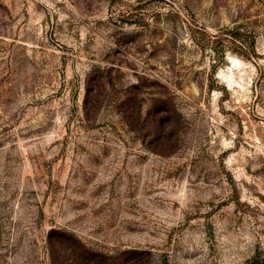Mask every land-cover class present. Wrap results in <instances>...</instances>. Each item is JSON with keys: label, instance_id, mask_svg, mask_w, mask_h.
I'll list each match as a JSON object with an SVG mask.
<instances>
[{"label": "rangeland", "instance_id": "obj_1", "mask_svg": "<svg viewBox=\"0 0 264 264\" xmlns=\"http://www.w3.org/2000/svg\"><path fill=\"white\" fill-rule=\"evenodd\" d=\"M0 264H264V0H0Z\"/></svg>", "mask_w": 264, "mask_h": 264}, {"label": "trees", "instance_id": "obj_2", "mask_svg": "<svg viewBox=\"0 0 264 264\" xmlns=\"http://www.w3.org/2000/svg\"><path fill=\"white\" fill-rule=\"evenodd\" d=\"M213 37H214V40H211V41H209L207 43L216 42L217 44H220V45L223 43V41L220 39L219 35H214Z\"/></svg>", "mask_w": 264, "mask_h": 264}, {"label": "bare ground", "instance_id": "obj_3", "mask_svg": "<svg viewBox=\"0 0 264 264\" xmlns=\"http://www.w3.org/2000/svg\"><path fill=\"white\" fill-rule=\"evenodd\" d=\"M234 60H237V59H234Z\"/></svg>", "mask_w": 264, "mask_h": 264}]
</instances>
